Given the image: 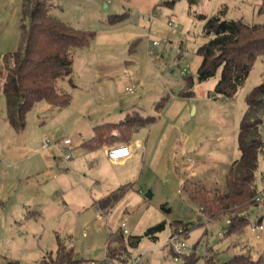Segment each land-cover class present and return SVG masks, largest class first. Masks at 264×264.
<instances>
[{"label":"rangeland","instance_id":"1","mask_svg":"<svg viewBox=\"0 0 264 264\" xmlns=\"http://www.w3.org/2000/svg\"><path fill=\"white\" fill-rule=\"evenodd\" d=\"M164 1L45 0L49 15L90 32L92 37L71 54V80L66 77L56 86L68 94V105L37 102L26 112L24 129L16 132L6 119L5 98L0 91V264H51L59 244L72 249L75 258L100 264L108 233H116L122 222L128 232L123 239L130 258L140 256V264H182L174 261L166 245L169 224L175 220L188 222L177 233L187 245L186 255L197 256L194 264H205L206 260L219 264L240 254L264 264V208L258 205L249 211L243 233L228 235L227 220L209 222L187 197L184 186L188 181L183 183L205 155L208 164L217 166L208 165L203 170L202 183L208 190L224 189L226 164L240 154L237 132L244 97L260 82L262 60L256 61L245 83L227 103L212 98L219 71L205 82L194 83L192 101L181 102L178 95L186 78L196 77L201 60L196 50L208 40L202 32L204 20L223 10L226 20L262 24L259 0H198L191 5L176 0L172 6ZM21 3L0 0V65L7 53L17 49ZM165 97L177 101L164 119L133 136L132 156L111 161L105 147L91 150L76 144L79 138H89L95 125L118 122L127 115L156 116L155 104ZM191 102L207 117L199 118L203 128L193 144L181 149L179 118L184 103ZM227 110L233 111L230 118ZM218 137L227 151L208 155ZM261 137L264 141V123ZM65 138L74 144L68 162L61 151L41 150L45 139L54 142ZM136 139L146 144L143 156L144 148L136 147ZM154 155L157 160L152 164ZM36 160L41 165H34ZM35 168H39L36 173ZM261 176L264 153L254 176L255 191L261 197L257 204L264 199ZM129 183L132 186L105 208L108 219L98 218L97 201ZM148 192L151 197L146 196ZM258 218L263 230L256 239L249 226ZM159 222H164L165 228L156 240L142 236ZM135 236L141 238L130 244L128 240Z\"/></svg>","mask_w":264,"mask_h":264},{"label":"trees","instance_id":"2","mask_svg":"<svg viewBox=\"0 0 264 264\" xmlns=\"http://www.w3.org/2000/svg\"><path fill=\"white\" fill-rule=\"evenodd\" d=\"M176 0H167L163 4L172 6ZM194 4L198 0H185ZM258 13L264 14V0H259ZM225 12L205 19L203 35L208 40L199 46L196 55L200 64L196 77H188L180 97L193 95L194 83H202L216 76L213 95L217 98L232 99L238 89L245 83L258 59L262 60V74L258 84L246 94L245 108L238 124L237 146L239 157L233 161L225 176L223 190H208L196 182H188L184 186L187 197L193 202L202 215L209 221L227 220L228 235L243 233L248 223V213L261 205L254 198V176L258 167L259 156L264 153V141L261 137V125L264 123V23L245 24L241 20L224 19ZM19 42L17 49L4 56L3 67L0 68V91L5 98V114L10 127L20 132L25 127V115L28 110L40 101L63 107L69 104V96L57 90L59 80L71 77V54L84 47L92 34L68 26L48 13L45 0H22L18 23ZM71 80V78H70ZM168 97L155 104L156 116L142 117L127 115L116 123L106 122L92 128V136L83 141L81 146L96 149L109 146L115 142H129L132 131L136 127H148L156 122ZM132 186L131 183L121 186L112 194L97 201V206L104 210L111 207ZM258 218L255 223H260ZM182 224L172 221L169 226L172 234L177 233ZM165 228L159 222L147 228L142 236L155 240L157 234ZM123 232L108 233L105 242V253L108 259L127 262L130 254L126 250ZM141 237H131L128 242L135 244ZM56 258L51 264H79L83 259L75 258L73 250L59 244L55 251ZM197 256L193 253L183 255L182 264H194ZM8 264H18L9 262ZM37 264H42L40 261ZM205 264H211L208 260ZM219 264H259L248 256L235 255Z\"/></svg>","mask_w":264,"mask_h":264},{"label":"crops","instance_id":"3","mask_svg":"<svg viewBox=\"0 0 264 264\" xmlns=\"http://www.w3.org/2000/svg\"><path fill=\"white\" fill-rule=\"evenodd\" d=\"M3 64H1L0 66H2ZM251 89V88H250ZM249 89V90H250ZM249 90H248V92H249ZM192 91H193V88H192ZM247 92V93H248ZM246 93V94H247ZM246 94H245V96H246ZM195 96V93H194V91H193V95L192 96H190V97H181V102H183V100L184 101H187V102H189L190 100L192 101V98ZM180 98V97H179ZM213 101H217V100H223L224 102H229V100L230 99H222V98H217V97H214V95H213ZM244 99H245V97H244ZM173 101V102H172ZM177 100H175V99H173V97H172V99L169 101H167V103H166V105L164 106V108L161 110V112H160V114H159V117H158V119L156 120V122L155 123H153L152 125H150V126H148V127H136V128H134L133 129V131H132V135H131V139L133 138V136L135 137L137 134H138V132L140 131V129H146V128H148V130H150V128L153 126V125H155V124H157L158 122H160L162 119H164V114H166V112L169 110V109H171V107L173 106V104L176 102ZM184 104H186V105H184V106H182V110H181V112H182V114H181V116H180V125L178 126V130H179V134H178V138H179V141H178V143H179V148H181V149H183V148H186V147H188L189 145H192L193 144V141L196 139V137L198 136V134H199V132L202 130V128H203V126H202V124H201V121H200V119L199 118H201V117H207V113H204L203 112V110H202V108H200V107H198V105H197V103H195V102H191V103H184ZM185 109L187 110V116H185ZM243 111H244V109H242L241 110V112L240 113H242L243 114ZM229 113V114H228ZM231 113H233V111L232 110H227V114H228V116H229V118H230V114ZM242 114H241V116H242ZM197 116H198V118H197ZM223 117V119L225 120V121H227V117L225 116H222ZM239 117H240V114H239ZM239 119H241V118H239ZM123 120V119H122ZM121 120H119L118 122H120ZM178 121V120H177ZM111 123H116V122H111ZM10 126V125H9ZM167 127H168V125H167ZM166 127V128H167ZM169 127H171V130H173L174 129V127H172L171 125H169ZM93 128V127H92ZM167 130V129H166ZM170 130V131H171ZM21 132V131H20ZM92 133H93V131L91 132V134L89 135V138L92 136ZM170 133V132H169ZM89 138H79L77 141H76V144H79L80 146H81V143L83 142V141H85V140H87V139H89ZM131 139H130V141H131ZM128 142L127 144H132L131 142ZM222 138L221 137H218L217 138V140L215 141V143L216 144H213L211 147H209V152H208V155L210 154V155H213V153H216V154H218L219 153V151L221 152V153H223L222 152V150H220V149H223V151H224V153L227 151L226 150V148H225V144H221L222 143ZM135 145H136V147H139V148H144V150H143V153H142V155L141 156H143L144 155V152H145V146H146V144L144 143V142H142V140L141 139H136L135 140ZM198 143H200V141H198ZM72 145H74L73 143H72ZM115 145V144H114ZM110 146H112V145H109V146H102V147H105V152H106V149L108 148V147H110ZM131 146V145H130ZM82 147V146H81ZM101 148V147H100ZM204 157L205 158H203V160H201V161H199V163H198V166H196V168H191V170H190V172H189V174L187 173L186 174V176L184 177V179H183V183H184V180H186V181H190V182H196V183H199V184H201V185H203L204 186V184L202 183L203 182V178H202V174H203V170H205V169H207V167H208V165H211V166H213V167H215V166H217L215 163H212V164H208L207 163V159H206V156L204 155ZM142 158V157H141ZM156 160H157V157H155V155H154V159H153V161H152V164L154 163V162H156ZM236 160V159H235ZM235 160H231V161H229L227 164H226V166H227V168H226V170H224L225 172H224V177L226 176V174H227V172H228V169H229V167L231 166V164L233 163V161H235ZM40 160L39 161H35L34 162V165L35 164H37V166L38 165H41L40 164ZM214 162H216V161H214ZM42 163V162H41ZM36 170H34V172L36 173L37 171H39V168H35ZM225 179V178H224ZM225 183V182H224ZM205 187V186H204ZM224 187H225V184H224ZM223 187V188H224ZM206 188V187H205ZM207 189V188H206ZM221 190H223V189H221ZM99 208V207H98ZM100 209V211L98 212V213H100L101 211H102V209L101 208H99ZM105 210V209H104ZM29 213L30 214H35V213H37V212H33V211H29ZM98 213L96 214V216L98 215ZM38 214V213H37ZM108 215H109V213H108V211H107V216H104V218H105V220H107L108 219ZM98 217V216H97ZM98 218H100V217H98ZM175 221H177V220H175ZM178 221H180L182 224H186V223H188V222H183V221H181V220H178ZM210 222V221H209ZM208 222V223H209ZM119 229H121V227L119 226ZM125 229H126V225H125ZM122 230V229H121ZM127 230V229H126ZM128 233V232H127ZM171 234H172V229H171ZM170 234V235H171ZM170 237V236H169ZM150 239V238H149ZM157 239V238H156ZM155 239V240H156ZM169 239V238H168ZM152 240V239H151ZM153 241V240H152ZM167 245V244H166ZM167 248H168V250H169V252L172 254V256H173V253H172V251L170 250V248L167 246ZM78 259H82V258H78ZM84 260V259H83ZM91 261V260H90Z\"/></svg>","mask_w":264,"mask_h":264},{"label":"built area","instance_id":"4","mask_svg":"<svg viewBox=\"0 0 264 264\" xmlns=\"http://www.w3.org/2000/svg\"><path fill=\"white\" fill-rule=\"evenodd\" d=\"M169 25H171V22H168ZM153 45L156 44V42L152 43ZM72 140L69 138L56 140L54 142H51L49 139H45L43 144L41 145V150H47L48 148H53L55 150L61 151L64 157V160L68 162L72 158ZM106 156L111 161H121L127 157H130L134 154V150L130 147L127 143H118L115 145H112L106 149ZM262 179H264V176H261ZM260 194L258 193L256 197L254 198L255 201L260 200ZM98 217L107 216V211L102 210L97 215ZM120 227L122 229V232L125 234L127 233V230L125 229V223L122 222L120 224ZM250 232L254 235L256 239L260 238V234L263 230V227L261 224H253L249 226ZM167 246L170 248V250L173 253V259L174 261H181V258L183 255L186 254L187 245L185 244L181 234L174 233L171 234L168 241ZM141 263V257L136 256L133 258H130L127 262H121L118 260H110L107 258L106 253L104 255V258L100 261V264H140ZM79 264H97L95 261L90 260H84L80 262Z\"/></svg>","mask_w":264,"mask_h":264},{"label":"water","instance_id":"5","mask_svg":"<svg viewBox=\"0 0 264 264\" xmlns=\"http://www.w3.org/2000/svg\"><path fill=\"white\" fill-rule=\"evenodd\" d=\"M146 196H147V197H151V194L148 192V193L146 194Z\"/></svg>","mask_w":264,"mask_h":264}]
</instances>
